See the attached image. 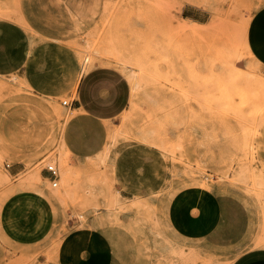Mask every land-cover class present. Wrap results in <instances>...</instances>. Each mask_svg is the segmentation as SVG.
<instances>
[{
	"label": "rangeland",
	"instance_id": "obj_1",
	"mask_svg": "<svg viewBox=\"0 0 264 264\" xmlns=\"http://www.w3.org/2000/svg\"><path fill=\"white\" fill-rule=\"evenodd\" d=\"M263 4L84 5L74 44L83 70L111 65L130 85L112 119L64 105L71 94L0 78V264H231L264 248V65L245 46ZM47 160L58 169L55 187ZM33 170L39 176L26 180ZM186 186L220 200V223L201 238L180 237L166 222L169 199ZM12 199L16 212L4 213ZM71 234L76 243L62 249Z\"/></svg>",
	"mask_w": 264,
	"mask_h": 264
},
{
	"label": "crops",
	"instance_id": "obj_2",
	"mask_svg": "<svg viewBox=\"0 0 264 264\" xmlns=\"http://www.w3.org/2000/svg\"><path fill=\"white\" fill-rule=\"evenodd\" d=\"M93 2L0 0V78L15 76L33 91L47 95L71 94V104L94 120L118 116L130 98L125 74L111 65H93L83 70L81 48L74 45L82 44L84 23L78 11ZM184 16L201 21L192 13ZM245 39L251 55L264 65V6L252 16ZM16 204L12 199L3 212H16ZM165 217L178 236L204 237L220 223L219 197L211 189L183 187L169 199ZM86 229L89 228L82 230ZM21 235L30 240L32 234ZM76 240V234L66 236L62 249ZM231 264H264V248L248 250Z\"/></svg>",
	"mask_w": 264,
	"mask_h": 264
},
{
	"label": "built area",
	"instance_id": "obj_3",
	"mask_svg": "<svg viewBox=\"0 0 264 264\" xmlns=\"http://www.w3.org/2000/svg\"><path fill=\"white\" fill-rule=\"evenodd\" d=\"M64 105H71V100H63ZM42 169L46 173V178L48 179L51 186H57L58 179V169L56 163L53 160H47L44 162Z\"/></svg>",
	"mask_w": 264,
	"mask_h": 264
},
{
	"label": "bare ground",
	"instance_id": "obj_4",
	"mask_svg": "<svg viewBox=\"0 0 264 264\" xmlns=\"http://www.w3.org/2000/svg\"><path fill=\"white\" fill-rule=\"evenodd\" d=\"M264 5V4H263ZM262 7V6H261ZM253 16V14L251 15V17ZM247 17V16H246ZM251 17L249 18V21H250V19H251ZM187 20V19H186ZM194 21V20H193ZM248 24H249V22L247 23V26H246V30H247V27H248ZM199 28V27H198ZM241 29V28H240ZM246 30H245V33H246ZM247 43V42H246ZM245 43V46H246V48H247V44ZM249 48V47H248ZM250 50V49H249ZM251 56V55H250ZM122 63V62H121ZM116 65V64H115ZM102 66V65H101ZM108 66V65H107ZM93 67H95V66H93ZM111 67V66H110ZM82 68V67H81ZM112 68H114V67H112ZM130 74V73H129ZM256 82H254V84H255ZM256 85H259V84H257L256 83ZM133 87V86H132ZM16 97H13V99L12 100H14ZM236 98V97H235ZM39 176V174H38V172L36 171V170H33V172H31L30 174H28L27 176H26V180H29V181H32V180H34L36 177H38ZM41 176V175H40Z\"/></svg>",
	"mask_w": 264,
	"mask_h": 264
}]
</instances>
